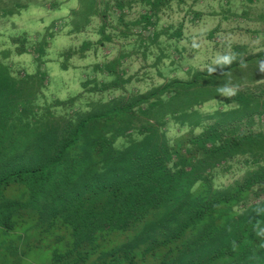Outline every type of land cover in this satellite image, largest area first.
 <instances>
[{"label":"trees","instance_id":"1","mask_svg":"<svg viewBox=\"0 0 264 264\" xmlns=\"http://www.w3.org/2000/svg\"><path fill=\"white\" fill-rule=\"evenodd\" d=\"M83 2L88 8L76 13L71 31L82 33L95 16L99 43L111 40L106 16L126 0ZM139 2L152 7L137 20L151 26V35L138 38L146 49L163 34L153 18L168 0ZM182 33L180 25L169 37ZM91 45L84 40L81 49ZM120 63H95L92 71L105 78L88 74L82 86L90 93L124 88L131 77ZM246 68L249 80L241 76ZM257 70L228 54L185 78L70 115L50 106L37 114L29 99L28 122L14 131L0 110V264H264V129L256 128L264 87L247 86ZM210 100L216 106L204 114L199 106ZM172 122L177 132L168 138ZM118 137L126 142L116 147ZM236 163L241 179L213 184L221 166Z\"/></svg>","mask_w":264,"mask_h":264},{"label":"rangeland","instance_id":"2","mask_svg":"<svg viewBox=\"0 0 264 264\" xmlns=\"http://www.w3.org/2000/svg\"><path fill=\"white\" fill-rule=\"evenodd\" d=\"M97 2L100 4L101 0H93V4ZM83 3V0H0V110L6 111L7 128L14 131L28 122L23 113L29 107V99L37 114H43L44 108L50 106L55 115H70L113 96L144 92L173 76L185 78L188 70L207 69L224 61L228 54L237 60L247 57L249 66L258 69V80L248 82V87L259 84L264 87V0H168L155 9L153 18L154 31L163 34L146 49L139 47L138 38L140 34L151 35V26L144 28L145 24L137 20L141 12L152 10L149 4L126 0L121 10L113 9L106 16L109 20L106 31L112 33V39L100 44L96 31L100 26L98 17H90L82 33L71 31L76 13L88 8ZM180 25L182 36L171 39L170 34ZM84 40L92 41V45L82 50ZM237 45L242 47L239 55L234 52ZM67 51L69 57L65 60ZM118 57L119 71L131 77L124 88L90 93L89 87L82 86L88 74L105 78L92 71L95 63ZM243 71L246 72L241 76L249 80L252 73L248 68ZM34 92L36 99L31 98ZM228 94L232 93L223 95ZM75 96L66 106H53L56 100ZM215 106V101L210 100L199 109L205 114ZM257 120L256 128L264 129V116ZM176 132L174 123L165 130L168 138ZM132 136L141 137L136 131ZM125 142V138L118 137L114 145L122 146ZM223 166L213 179L217 187L243 177L239 164Z\"/></svg>","mask_w":264,"mask_h":264}]
</instances>
